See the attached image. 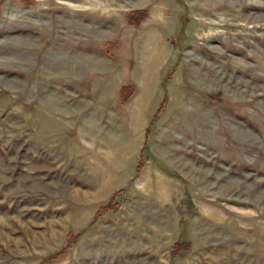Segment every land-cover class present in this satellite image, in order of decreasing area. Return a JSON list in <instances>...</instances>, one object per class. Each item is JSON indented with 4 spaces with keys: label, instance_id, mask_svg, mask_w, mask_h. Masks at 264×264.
Returning a JSON list of instances; mask_svg holds the SVG:
<instances>
[{
    "label": "rangeland",
    "instance_id": "374dc122",
    "mask_svg": "<svg viewBox=\"0 0 264 264\" xmlns=\"http://www.w3.org/2000/svg\"><path fill=\"white\" fill-rule=\"evenodd\" d=\"M0 264H264V0H0Z\"/></svg>",
    "mask_w": 264,
    "mask_h": 264
},
{
    "label": "trees",
    "instance_id": "16d2710c",
    "mask_svg": "<svg viewBox=\"0 0 264 264\" xmlns=\"http://www.w3.org/2000/svg\"><path fill=\"white\" fill-rule=\"evenodd\" d=\"M131 16H132V19H131V20H132L133 22H135V23H139V20H140V18H141L143 15H141V16H137V15H135V13H134V14H132ZM125 96H126V94H125ZM140 169H141V168H139L138 171H139ZM110 206L112 207L113 205H109V207L103 208V211L106 210V209L111 208ZM113 207H114V206H113ZM113 207H112V208H113ZM101 212H102V211H101ZM101 212H100V213H101ZM98 214H99V213H98ZM180 245H181V246H180ZM180 245L178 244V245L173 249L175 254H181L183 251L186 250V248H187L186 245H183V244H180ZM177 247H178V248H177ZM65 251H66V248H65L63 251H61L60 253H62V252L64 253ZM57 255H58V254H57ZM57 255H51L50 257H53V258H54V257L57 256Z\"/></svg>",
    "mask_w": 264,
    "mask_h": 264
},
{
    "label": "bare ground",
    "instance_id": "6f19581e",
    "mask_svg": "<svg viewBox=\"0 0 264 264\" xmlns=\"http://www.w3.org/2000/svg\"><path fill=\"white\" fill-rule=\"evenodd\" d=\"M148 71V70H147ZM149 75H148V73L146 74V72L144 73V78L145 79H148L149 77H148ZM147 77V78H146ZM148 85V84H147Z\"/></svg>",
    "mask_w": 264,
    "mask_h": 264
}]
</instances>
